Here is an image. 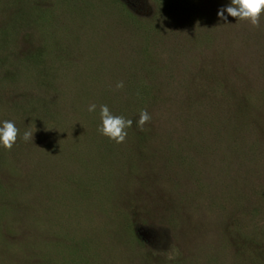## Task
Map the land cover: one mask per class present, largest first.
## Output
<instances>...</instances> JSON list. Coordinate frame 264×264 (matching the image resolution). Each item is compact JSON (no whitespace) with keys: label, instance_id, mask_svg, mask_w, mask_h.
<instances>
[{"label":"rangeland","instance_id":"374dc122","mask_svg":"<svg viewBox=\"0 0 264 264\" xmlns=\"http://www.w3.org/2000/svg\"><path fill=\"white\" fill-rule=\"evenodd\" d=\"M228 3L0 0V264H264V16Z\"/></svg>","mask_w":264,"mask_h":264},{"label":"clouds","instance_id":"9594fccd","mask_svg":"<svg viewBox=\"0 0 264 264\" xmlns=\"http://www.w3.org/2000/svg\"><path fill=\"white\" fill-rule=\"evenodd\" d=\"M217 16L224 20L228 16L239 21H247L252 26H259L262 16H264V0H229L227 5L220 7L217 11ZM123 82H117L116 88H122ZM97 105L95 103L88 106L89 112H95ZM100 124L98 131L101 135L119 144L124 142L128 135V129L132 126L133 121L125 118L123 115L113 113L108 105L101 104L99 106ZM151 119L149 112L146 109H141L139 118L136 120V126L140 130H144V125ZM20 129L16 126L13 120H0V147L11 149L17 142ZM33 131L25 130L22 139L29 141L33 139Z\"/></svg>","mask_w":264,"mask_h":264}]
</instances>
